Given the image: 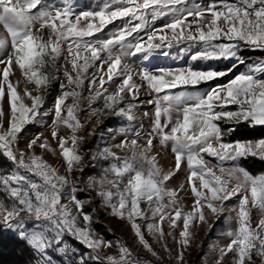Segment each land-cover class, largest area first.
Masks as SVG:
<instances>
[{
    "label": "snow or ice",
    "instance_id": "snow-or-ice-1",
    "mask_svg": "<svg viewBox=\"0 0 264 264\" xmlns=\"http://www.w3.org/2000/svg\"><path fill=\"white\" fill-rule=\"evenodd\" d=\"M147 10H151L153 20L171 14V22L161 30H170V35L153 32L145 46L143 38L133 36L143 27L137 24L107 39H86L118 18L145 19ZM187 17H192V21H187ZM97 19L98 25L93 23ZM0 25L5 30L0 35V64L4 65L0 69V149L13 165L10 171L0 173V229L14 233L21 257L16 264L100 262L103 249L113 246L118 252L104 258L107 264H150L135 256L127 244L117 241L113 245L92 229L93 215L84 207L96 198L112 216L130 223L139 243L157 260L162 257L145 239L143 228L158 241L165 240L172 235L162 227L165 219L175 228L176 220L182 217L176 259L184 264V250L194 236L192 228L207 223L208 215L219 217L227 212L226 219H234L237 227L222 233L229 240L226 245L213 246L218 255L212 264H223L229 253L231 264H264V174L253 176L239 163L250 156L264 161V138L225 140L241 124L264 126V59L247 62L241 51H264V0H212L207 6L193 3L191 7L187 0H104L91 10H79L74 0H65L60 6L47 0H0ZM173 41L200 45L201 50L191 57L194 61L224 59L234 63L223 70L142 67L137 71L128 62L141 54L147 61L157 50L170 48ZM65 52L71 57V67L63 72L67 86L60 85L51 132L52 139L58 140L64 161L65 174L61 175L35 152L37 146L54 152L47 137L42 140L43 134H36L23 149L20 141L25 126L39 123L37 118L46 115L40 112L44 95L58 79L57 62ZM13 64L28 83L35 85L38 94L27 89L24 92L30 106L9 80ZM239 66L246 70L236 71ZM234 71L236 74L227 84L205 93L173 91L197 88ZM116 77L121 78L119 84L115 83ZM108 82L115 86L114 92H108ZM69 98L72 103L65 106ZM84 100L91 117H122L129 126L119 130L124 137L119 144L106 145L91 157L93 161L108 163L101 165L100 173L90 176L81 188L74 172L83 173L85 167L84 153L78 147L85 136L78 133L87 122L77 115L85 110ZM99 100L103 101L102 106L94 108ZM142 105L154 108L148 130L143 124L140 129L131 126L137 119L136 109ZM226 105H236L237 109L225 110ZM144 116L149 113L144 112ZM225 119L229 127L222 128L217 122ZM61 125L71 129V148L58 135ZM130 135L134 138L129 140ZM139 139L144 142L138 143ZM154 141L161 147L171 144L173 168L165 170L159 164L160 153L155 151ZM113 148L128 154L117 155ZM205 155L215 157L218 163L209 166ZM225 162L231 165L225 167ZM182 165L187 169L186 183L194 197L191 211L183 215L178 191L184 185L179 190L168 187V182L183 170ZM78 193L94 195L81 200ZM233 197L238 204L229 209L226 202ZM165 198L168 204L163 203ZM142 202L147 205L146 210L141 208ZM169 207L174 208V214L166 211ZM252 209L260 213L258 222L252 219ZM79 217L83 227L78 223ZM137 218L143 225L136 222ZM162 247L171 252L166 243Z\"/></svg>",
    "mask_w": 264,
    "mask_h": 264
},
{
    "label": "rangeland",
    "instance_id": "rangeland-1",
    "mask_svg": "<svg viewBox=\"0 0 264 264\" xmlns=\"http://www.w3.org/2000/svg\"><path fill=\"white\" fill-rule=\"evenodd\" d=\"M65 0H47V3L54 4L56 6H60L64 3ZM77 4L79 10L84 9H94L97 8L98 5H102L104 0H74ZM212 0H187V4L189 7L192 6L193 3L201 4L202 6H207L211 3ZM171 7V6H169ZM192 17H187V21H192ZM171 22V14L166 16L157 17L155 20L152 19L151 10H147V15L145 19L133 18V17H122L116 19L112 24L106 25L101 32L95 33L93 37H89L86 39H95L102 38L107 39L112 36L114 33L121 29L132 28L137 24L142 25V29L139 33H133V36H137L143 38V42L145 46L148 43V36L152 35L153 32L159 34H167L170 35L171 32L168 29H163L162 26ZM94 24L98 25L99 20L93 21ZM5 34V30L2 25H0V35ZM132 39V37H129ZM251 49V48H250ZM201 50L200 45H190L187 41L182 42H172L170 48H162L161 50H157L154 52L149 60L145 61L143 59L142 54L137 55L135 58L130 59L128 62L133 63L134 67L137 71H139L142 67H147L150 69H165V70H186L188 68H192L193 70H209L216 69L217 64L225 65L232 64L234 61L224 60V59H210V60H192V55ZM252 50V49H251ZM162 52H166L167 55H163ZM103 55V54H102ZM71 57L67 55L65 52L62 57L58 60L59 72L57 73L58 79L52 84V86L47 90L44 95L43 106L40 109L42 114L37 119L40 121L39 123L33 122L26 125V131L23 134V137L20 141V147L23 149L27 144L28 140L32 139L36 134L42 133L41 139L47 137L50 141L51 148L53 151L42 150L38 146L35 148V152L37 155H41L49 164L59 170L61 175L65 174V166L63 157L60 155L61 149L58 144V140H54L51 137V132L53 129V112H54V103L55 100L61 95L60 85L64 84L67 86V78L63 75L65 68L71 67L70 61ZM262 59V58H261ZM257 60L252 59L250 62H256ZM82 63V61H81ZM99 63V61H97ZM230 66V67H231ZM4 65L0 64V69H2ZM226 69V68H225ZM220 70H223L222 68ZM246 68L243 67L241 69H236V71H245ZM89 71H92L90 69ZM106 66L104 67L105 79L106 77ZM156 74H160L158 71ZM236 72L234 71L227 77H223L211 82H203L197 88H178L173 90L174 92L180 91H199L201 93H205L208 90L217 87L218 85L227 84L231 76H234ZM75 75V73H73ZM9 80L16 87L18 95L21 96L24 103L29 105L31 104L30 99L24 96L25 89L31 92L33 95L38 94L34 84H30L27 82L26 78L23 76L22 72L19 70V67L13 64V67L10 71ZM121 82L120 77L115 78V83L119 84ZM108 89V92H114L116 90L115 86L108 82L105 85ZM87 93L85 92V95ZM142 99H147V97H142ZM72 100L69 98L65 102V106L71 104ZM87 100L83 101V106H85V110L82 112H78V118L81 121L87 122L86 126L79 131V135L85 136V140L83 142H78V147L84 153L85 159V167L83 173L76 171L74 175L79 177V186L81 188L84 187V182H87L90 176L98 175L101 171V165H106L108 162L99 160L93 161L91 157L95 155L99 150H101L106 145L119 144L124 137L120 135L119 130L123 127H128L129 122L122 117L108 116L101 117L100 119H96L90 116V113L86 110ZM103 104L102 100L97 101L93 104L94 108L101 107ZM225 110L235 111L237 109L236 105H226L224 106ZM144 112H148L149 116H144ZM154 108L149 105L138 106L136 109V117L137 119L132 122L131 126L135 129H140L141 124H143L144 130H148L150 127V119L149 117L153 114ZM222 128L229 127V124L225 120L218 121ZM112 129L113 131H109ZM167 131V129H166ZM58 135L63 136L67 141V146L71 148V129L65 125H61L58 129ZM232 133L225 136L226 141H256L260 138H255L253 140H237L235 137L232 139ZM115 136V139L112 137ZM131 135L128 139H132ZM264 138V137H263ZM143 139H139L138 143H143ZM155 151L160 153L158 157L159 164L165 169H171L175 164L174 153L171 150V144L167 147H161L157 142ZM3 154V150L0 149ZM112 151L116 152L117 155L123 156L128 154L126 150H121L118 148H113ZM251 157V156H250ZM249 158V157H247ZM205 159L210 161L209 166L212 164L218 163L215 157H208L205 155ZM259 159V158H257ZM9 161V160H8ZM241 160L239 161V163ZM12 168L13 165L10 162ZM231 162H225V167H229ZM183 167V165H182ZM219 175V170L214 169ZM187 169L183 167V170L178 172L174 178H172L168 182V187L170 189H180V185L183 184V190L178 191V203L182 206V215L188 211H191L194 197L190 192V188L186 183ZM253 175V174H252ZM262 175V174H259ZM257 175V176H259ZM254 176V175H253ZM33 179H39L38 177H33ZM94 195V193H78V196L81 200H85L86 196ZM66 202V197H65ZM164 204H168V199L165 198L163 201ZM228 208L230 209L232 206L238 204V200L236 197L231 198L226 202ZM141 208H147V205L142 202ZM95 209V212L93 210ZM84 211L93 215V223L91 225L92 229L99 234L106 241H112L113 245L117 243V241L121 243L127 244L133 251L134 255L139 257L142 261L150 262V264H179L176 259L177 253L180 250V245L177 241L180 239V231L183 228L182 217L176 220V227L171 228L169 224V220L166 218L162 224L164 231L171 232L172 235L167 236L165 240L158 241L157 238L148 233L146 227L143 228V232L145 235V239L152 245L155 251L162 257V259L157 260L156 257H153L151 253H149L143 246L139 243L138 239L135 237L133 230L130 227V223L126 220H121L115 216H112L104 207L99 203V199L96 198L92 203L85 204ZM167 212L174 214V208L169 207L166 209ZM227 212L222 216H207V223H200L199 225L192 228L194 233L192 242L190 246L184 250V264H212V261L217 257V253L213 251V246H222L226 245L229 240L226 236L222 235L223 232L227 231L229 228L235 229L237 224L235 220H227ZM235 216V212L232 213ZM158 219V218H157ZM252 219L253 221L258 222L260 219V213L256 209H252ZM136 222L138 224L143 225V221L137 218ZM78 223L81 227L84 226V222L82 217L78 218ZM175 237V239L173 238ZM166 243L168 248L171 249V252L165 251L162 245ZM77 247L81 248L83 251L82 245H77ZM118 249L113 246L112 248L105 247L103 251L100 253L101 263L107 264L104 259L107 255H116ZM223 264H231V253H229L225 258Z\"/></svg>",
    "mask_w": 264,
    "mask_h": 264
},
{
    "label": "trees",
    "instance_id": "trees-1",
    "mask_svg": "<svg viewBox=\"0 0 264 264\" xmlns=\"http://www.w3.org/2000/svg\"><path fill=\"white\" fill-rule=\"evenodd\" d=\"M242 55L247 62L252 59H264V51L251 50L250 48H243ZM231 64H217L216 69L220 70L229 68ZM244 66H239L237 68L241 69ZM232 139L235 137L237 140H253L255 138L264 137V126H249L247 124L239 125L231 135ZM240 165L247 169L251 174L257 176L259 174H264V161L249 157L242 159ZM12 169V166L8 159L0 151V173H6ZM2 195V193H0ZM0 264H16L20 260V250L16 246V241L14 238V233L8 230L0 229ZM89 264H102L101 262L89 261Z\"/></svg>",
    "mask_w": 264,
    "mask_h": 264
}]
</instances>
